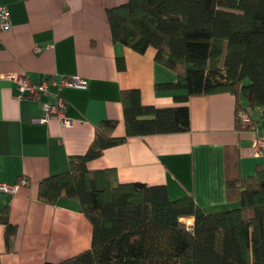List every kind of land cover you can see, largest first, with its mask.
<instances>
[{
    "label": "crops",
    "instance_id": "crops-1",
    "mask_svg": "<svg viewBox=\"0 0 264 264\" xmlns=\"http://www.w3.org/2000/svg\"><path fill=\"white\" fill-rule=\"evenodd\" d=\"M124 1L0 0L11 23L0 32V182L17 185L15 191L0 189V210L7 205L9 219L17 225L12 248L6 250L0 223V264L58 261L90 245L91 223L78 202L66 197L55 204L41 202L38 184L68 169L69 156L86 150L101 119H115L113 135H125L123 89L138 88L145 104H176V90L156 88L175 74L154 60L152 46L138 53L112 41L106 9ZM117 56L123 57L122 69ZM14 74L33 81L52 75L57 82L77 75L85 85L50 83L46 94L31 97L20 93ZM58 97L66 101L69 121L64 124L55 116L39 121L42 100ZM187 104V131L127 136L87 166L111 167L118 181L163 183L172 198L190 188L206 212L238 205L226 198L225 179L264 165V127L251 119L235 127L229 92L192 95ZM251 113L255 119L260 115ZM22 178L26 184H19Z\"/></svg>",
    "mask_w": 264,
    "mask_h": 264
},
{
    "label": "trees",
    "instance_id": "trees-1",
    "mask_svg": "<svg viewBox=\"0 0 264 264\" xmlns=\"http://www.w3.org/2000/svg\"><path fill=\"white\" fill-rule=\"evenodd\" d=\"M106 17L113 42L138 53L152 46L154 60L174 72L156 88L176 90V104H145L138 88L123 89L125 135H113L115 119H101L86 150L69 156L68 169L39 181L41 202L74 199L92 227L87 248L43 264H264L263 164L227 177L225 196L238 205L210 212L190 188L172 198L163 183L118 181L111 167L87 166L127 136L187 131L192 95L229 92L235 127L240 113L264 127V0H126L108 7ZM116 65L124 68L122 56ZM0 223L9 250L17 225L7 205Z\"/></svg>",
    "mask_w": 264,
    "mask_h": 264
},
{
    "label": "built area",
    "instance_id": "built-area-1",
    "mask_svg": "<svg viewBox=\"0 0 264 264\" xmlns=\"http://www.w3.org/2000/svg\"><path fill=\"white\" fill-rule=\"evenodd\" d=\"M11 28V23L9 20L8 8L5 4L0 3V32L7 31ZM35 51L39 50L38 46H35ZM13 79L17 83L19 91L21 94H26L28 96L40 97V95L46 94L48 92V85L50 83L58 85H67V86H77L83 87L85 85V80L77 75L71 76L69 78L62 77L58 82L55 80L54 76L50 75L43 78L40 81H33L24 74H14ZM66 101L62 97L56 98L54 102H49L48 100H42L43 115L38 118L39 121L43 122L55 116L62 123L66 124L69 120L65 115ZM240 117L243 121H248V115L245 113H240ZM259 144H262L263 141H258ZM27 179L22 178L19 184H26ZM17 185L7 184L0 182V189L2 190H16ZM186 224L189 226L191 220L186 219Z\"/></svg>",
    "mask_w": 264,
    "mask_h": 264
}]
</instances>
